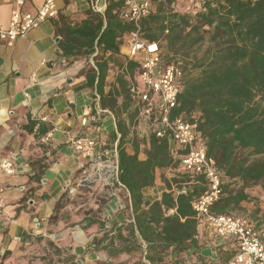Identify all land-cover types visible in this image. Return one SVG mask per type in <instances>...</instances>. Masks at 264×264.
<instances>
[{"label": "trees", "instance_id": "trees-1", "mask_svg": "<svg viewBox=\"0 0 264 264\" xmlns=\"http://www.w3.org/2000/svg\"><path fill=\"white\" fill-rule=\"evenodd\" d=\"M189 1L191 11L179 0H153L141 28L168 60L182 63L185 86L177 114L197 124L222 174V195L212 211L232 215L252 199L253 188L264 190V0ZM123 7L124 0L111 2L105 18L92 13L91 21L76 32L85 39L80 44L84 54H103L94 56L87 79L117 121L120 179L130 193L134 217L133 224L108 228L96 239L95 250L107 256V264H229L238 251L236 239L212 245L214 255H204L207 247L200 244L193 202L207 191L206 180L179 170L180 159L172 154L168 137L151 134L146 139L134 129L138 107L131 86L136 63L118 61L133 80L118 79L121 101L111 92L104 94L112 56L120 54V40L135 29L122 20ZM106 53L110 58H104ZM129 141L133 154L125 147ZM139 143L149 146L145 160L139 159ZM157 169L164 191L160 198H151L144 192L154 186ZM169 169L170 178L165 176ZM68 262L78 264L73 258Z\"/></svg>", "mask_w": 264, "mask_h": 264}, {"label": "crops", "instance_id": "crops-1", "mask_svg": "<svg viewBox=\"0 0 264 264\" xmlns=\"http://www.w3.org/2000/svg\"><path fill=\"white\" fill-rule=\"evenodd\" d=\"M43 3L0 0V31L9 27L14 13H35ZM58 8L56 19L46 21L13 45L0 40V163L12 159L17 170L15 175H7L0 169L4 202L0 210V264H70V258L78 264H93L102 256L95 250L96 239L109 230L106 226L102 231V225L108 223L110 229L119 226L130 214L128 209L119 210L123 203L130 205L122 197L106 204L108 213L105 210L103 215L93 216L89 209L101 197L97 186L75 195L68 192L69 183H77L85 164L71 147L69 135L93 136L98 149L113 148L117 121L109 108H103L101 95L87 79L88 70L95 67L94 56L101 58L103 54L99 50L84 54L86 48L80 44L85 39L76 33L93 14L80 0H60ZM120 41V54L112 56L114 62L109 64L104 87L105 96L111 92L119 101L122 89L118 79L133 82L128 69L117 65L118 61L127 62L126 37ZM110 56L106 53L104 58ZM133 75L138 77L137 70ZM97 105L108 112L100 121L93 120ZM85 118L88 124L83 126ZM48 133H52L50 142L42 144L40 139ZM131 143L125 147L133 154ZM148 148V144L139 143L140 160L146 159ZM172 175L171 169L165 173L168 178ZM161 176L157 169L155 184L145 190L146 196L160 198L164 191ZM250 197L241 212L259 217L257 227L264 229V190L257 186ZM199 228L200 244L207 243L204 255H214L212 245L225 239L212 229Z\"/></svg>", "mask_w": 264, "mask_h": 264}, {"label": "built area", "instance_id": "built-area-1", "mask_svg": "<svg viewBox=\"0 0 264 264\" xmlns=\"http://www.w3.org/2000/svg\"><path fill=\"white\" fill-rule=\"evenodd\" d=\"M60 0H44L35 13L16 12L9 27L0 31V40L11 46L20 38L26 37L32 30L59 15ZM85 2L95 15L105 18L109 5L115 0H80ZM153 10V0H124L121 12L122 20L132 24L135 29L126 36L127 60L137 65L138 77L131 86V96L138 107V126L134 129L140 136L149 138L168 137L174 145L172 154L180 159L179 170L192 177L202 176L207 182V191L193 202V210L199 226L212 229L224 239L237 241V254L229 264H264V229H260L251 220L232 215H218L212 209L222 195V174L213 158L208 155L207 144L196 123L186 120L183 114H177L179 97L185 86V72L181 62L170 61L157 43H150L142 32L141 23ZM191 10L190 7L187 8ZM97 102L99 97H97ZM108 113L100 105L96 106L94 121H100ZM88 124L85 118L83 126ZM133 129V130H134ZM113 148L98 149V140L93 136L69 135V142L74 151L85 160L81 175L75 185H68V192L75 195L81 189L98 187L100 196L110 202L127 199L130 204L119 206V210L130 211L123 224H133V209L130 193L121 182L118 142ZM52 133L40 139L48 144ZM0 169L7 175H15L17 170L12 159H4ZM186 193V188L181 191ZM3 190L0 188V210L4 208ZM110 229V225L106 223Z\"/></svg>", "mask_w": 264, "mask_h": 264}, {"label": "rangeland", "instance_id": "rangeland-1", "mask_svg": "<svg viewBox=\"0 0 264 264\" xmlns=\"http://www.w3.org/2000/svg\"><path fill=\"white\" fill-rule=\"evenodd\" d=\"M187 3L191 4V2L189 0H179V5L183 6V5H186ZM187 7H189V5H186ZM191 11V10H190ZM262 189V188H261ZM263 190V189H262ZM101 199V200H100ZM109 200L105 199L104 196L102 197H99L97 198V200L95 201V204L93 205V207H91L89 210L92 214H94L93 216H101L103 215V213H105V207H106V204L107 205H110L109 204ZM102 204V207H103V210L101 208V205ZM108 209L106 210V213H108ZM261 211V210H260ZM232 216H235V217H242V218H246V219H249L251 220L255 225L259 226L260 224L258 223V219H260L259 217L257 219H255V217H253L252 214L248 215V214H243L241 211H236V212H233L231 213ZM263 226V225H262ZM102 228V231H104V228ZM263 227H261L262 229ZM205 245H207V243H205ZM97 254L98 255H102L100 257L99 260H97L96 262H94L93 264H107L109 262V259L107 258V256L105 254H102L100 253L99 251H97Z\"/></svg>", "mask_w": 264, "mask_h": 264}]
</instances>
